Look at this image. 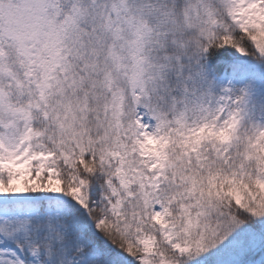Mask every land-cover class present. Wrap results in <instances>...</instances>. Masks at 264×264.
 Returning a JSON list of instances; mask_svg holds the SVG:
<instances>
[{
    "label": "snow or ice",
    "instance_id": "snow-or-ice-1",
    "mask_svg": "<svg viewBox=\"0 0 264 264\" xmlns=\"http://www.w3.org/2000/svg\"><path fill=\"white\" fill-rule=\"evenodd\" d=\"M0 264H264V0H0Z\"/></svg>",
    "mask_w": 264,
    "mask_h": 264
}]
</instances>
